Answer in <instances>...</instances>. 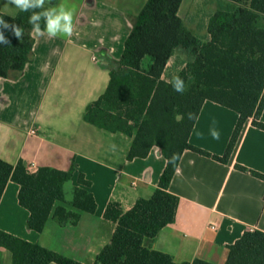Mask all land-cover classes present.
Here are the masks:
<instances>
[{
    "label": "crops",
    "instance_id": "1",
    "mask_svg": "<svg viewBox=\"0 0 264 264\" xmlns=\"http://www.w3.org/2000/svg\"><path fill=\"white\" fill-rule=\"evenodd\" d=\"M147 1L46 0V8L64 4L74 9V33L70 38L32 34L33 62L0 79V159L11 165L23 161L31 173L42 167L68 171L75 166L74 177L64 186L65 200L56 202L54 210L63 206L79 212L80 218L76 225H61L52 213L42 232L31 230L30 212L19 201L20 186L9 181L0 200V231L94 264L117 228L105 217L110 203H118L126 213L158 188L167 164L160 148L153 147L146 158L129 160L133 138L84 120L88 105L105 93L110 68L122 58L134 20ZM220 1L228 0H183L178 14L192 33L209 41V19ZM0 12L15 16L20 10L0 0ZM192 59L185 49H176L163 79L173 78ZM238 118L235 111L206 101L190 143L223 156ZM213 129L219 139L211 135ZM249 171L264 175V130L252 119L245 123L228 164L185 151L169 188L180 200L176 220L156 237L145 238L143 246L168 254L179 264L196 259L226 264L229 246L246 231L264 232V180ZM80 173L91 182L94 213L72 206ZM0 264H12L10 252L1 246Z\"/></svg>",
    "mask_w": 264,
    "mask_h": 264
},
{
    "label": "trees",
    "instance_id": "2",
    "mask_svg": "<svg viewBox=\"0 0 264 264\" xmlns=\"http://www.w3.org/2000/svg\"><path fill=\"white\" fill-rule=\"evenodd\" d=\"M183 0H148L135 18L125 42L122 58L110 68L109 85L98 100L86 108L84 120L100 129L133 138L128 159L148 157L153 147L160 148L167 164L158 188L148 198L139 199L123 213L118 203L107 207L106 219L117 228L110 244L96 257L94 264H179L165 253L143 246L145 238H154L176 220L179 197L169 188L181 157L187 150L228 164L245 123L264 130V0L220 1L208 23L209 41L192 33L179 16ZM46 9V7H44ZM42 11V9H36ZM31 11L15 16L0 12L9 25L22 27V39L10 28L0 26L9 41L0 43V79L22 72L33 62L34 38L28 23ZM44 29L43 19L40 21ZM183 48L192 60L175 76L185 85L181 94L163 79L176 49ZM211 101L235 111L238 122L223 156L212 155L190 143V135L203 104ZM188 113L194 118L188 119ZM177 115L183 118L178 122ZM180 154L176 164L169 158ZM242 172L248 170L237 165ZM77 169L68 171L42 167L28 171L23 161L11 165L0 159V200L9 181L20 186V204L30 212L28 227L42 232L53 213L61 224L76 225L79 212L59 206L65 200L64 186ZM264 180V175L249 171ZM80 187L73 192L72 206L78 211L94 213L97 203L89 190L91 182L78 175ZM0 246L12 256V264H82L39 244L0 231ZM210 264L196 259L192 263ZM226 264H264V232L246 231L229 246Z\"/></svg>",
    "mask_w": 264,
    "mask_h": 264
},
{
    "label": "clouds",
    "instance_id": "3",
    "mask_svg": "<svg viewBox=\"0 0 264 264\" xmlns=\"http://www.w3.org/2000/svg\"><path fill=\"white\" fill-rule=\"evenodd\" d=\"M50 3L51 0H48ZM7 3L14 5L20 11L29 12L28 23L32 25L31 33L40 37L47 35L49 38L68 37L70 38L74 33L73 16L74 9L67 8L64 4L58 6H50L44 8L46 0H7ZM36 9H42V11H36ZM44 21V29H41L40 21ZM0 26L3 28H10L17 39H22L24 31L22 27L16 25H9L6 21L0 18ZM0 43L8 44L9 41L5 38L3 33H0ZM173 90L178 93L185 91L184 81L179 76H174L170 81ZM183 117L177 115L176 119L179 122ZM194 114L188 113V119H193ZM211 135L214 139H219V133L213 129ZM114 148V146H113ZM180 158V154L174 153L169 158V163L176 164Z\"/></svg>",
    "mask_w": 264,
    "mask_h": 264
},
{
    "label": "rangeland",
    "instance_id": "4",
    "mask_svg": "<svg viewBox=\"0 0 264 264\" xmlns=\"http://www.w3.org/2000/svg\"><path fill=\"white\" fill-rule=\"evenodd\" d=\"M178 59H181L180 56H179V57H176V59H175V60H176V61H175L176 64H177V62H178V61H177Z\"/></svg>",
    "mask_w": 264,
    "mask_h": 264
},
{
    "label": "built area",
    "instance_id": "5",
    "mask_svg": "<svg viewBox=\"0 0 264 264\" xmlns=\"http://www.w3.org/2000/svg\"><path fill=\"white\" fill-rule=\"evenodd\" d=\"M93 60H94V61H96V60H97V58H96V57H94V58H93Z\"/></svg>",
    "mask_w": 264,
    "mask_h": 264
}]
</instances>
